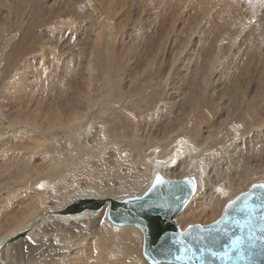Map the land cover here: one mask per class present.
<instances>
[{"label": "rangeland", "instance_id": "obj_1", "mask_svg": "<svg viewBox=\"0 0 264 264\" xmlns=\"http://www.w3.org/2000/svg\"><path fill=\"white\" fill-rule=\"evenodd\" d=\"M91 1L92 8L85 5V0H23L18 2L22 9L27 5L33 9L20 13L16 8L11 10L7 7V14L0 15L3 22L0 29L2 238L13 230L12 221L25 215L30 204L37 199L33 192L34 188H39L38 184L26 186V176L18 164L23 159L29 161L32 169L39 170L37 175L42 177L40 171L54 165V158L44 153L43 148L53 139L60 152L69 149L63 135L68 121L76 117L82 121L89 118L105 100L104 92L109 85L116 95L121 93L126 97V112L105 116L91 126L87 124L90 135L84 132L72 145L73 149H83L86 145L90 151L85 157L81 156L78 165L68 172L65 183H62L63 195L51 196L49 203L37 208L26 222L48 207L64 205L77 191L73 185L75 182L87 188L93 177L85 173V169L98 164L104 163L103 166L108 167L106 172L102 169L104 175L98 180L103 189L115 188L120 180L109 167L114 165L115 158L127 159L135 154L131 151V144H137L142 155H147L149 150L146 149L150 145L170 142L178 135L188 136L190 129H195L201 139L207 135L205 128L215 124H221L227 130V137L222 135L221 148L216 147V165L220 172L223 171L221 175L226 169L238 172L242 175L241 186L264 181V69L253 84L243 82L237 74V87L234 77L238 66L236 47L222 41V61L208 78V82L214 85H207L204 94L199 92L205 65L216 50L220 37L229 32L216 12L207 13L210 0ZM187 1H190V7L185 5ZM63 3L68 8L77 5L78 12H64L61 9ZM52 10H56L55 13ZM66 13L70 14L65 16ZM231 13L234 14V10ZM259 15L258 23L263 29L264 1ZM106 24H112L114 28L109 44L101 38ZM260 34L263 36L261 31ZM11 35L15 37L10 42L1 41ZM260 45L264 47L263 37ZM223 64L233 68L229 69L230 77H225L226 72L221 69ZM212 89L215 94L209 92ZM233 92L241 98L240 105L233 106ZM224 105L227 106L223 108ZM202 108L210 111L209 119L199 118ZM21 121L34 123L43 131L42 134L37 131L22 134L16 129L12 135L2 139V130L11 133L6 127L9 123ZM233 123L238 124L241 134L235 141L230 139L229 127ZM96 136L104 137L111 145L100 147V139ZM232 142L237 146L236 150H233ZM239 150L243 152L237 156ZM136 163L138 171L147 172L141 160H136ZM118 171L129 179L134 177L122 165ZM181 176H185L184 173ZM129 192L110 190L102 193L110 196L129 195ZM202 201L203 198H196L195 210H199V206L201 208ZM183 211L184 208L174 219ZM214 219L190 213L187 220L175 222L184 228ZM92 225L94 222L90 220L69 224L47 221L35 225L31 240L28 239L30 235L23 234L5 244L3 240L0 259L4 264H61L67 251H71L75 257L81 258L79 263H95L94 229L97 226ZM68 241L70 244L66 245ZM140 244L138 236L134 246L136 257L138 261L150 264L142 256Z\"/></svg>", "mask_w": 264, "mask_h": 264}, {"label": "bare ground", "instance_id": "obj_2", "mask_svg": "<svg viewBox=\"0 0 264 264\" xmlns=\"http://www.w3.org/2000/svg\"><path fill=\"white\" fill-rule=\"evenodd\" d=\"M20 1L23 0H0V15H2L1 17L5 16V13L7 14V7H9L11 10L13 8H16L20 13H24L25 11L33 9L29 5H27L25 9H22L18 5V2ZM263 1L264 0H235L234 2H232L230 0H210L208 2L209 5L206 9L207 13H210L211 11L216 12L218 14L219 21L228 26L229 32L226 36L220 37V41L218 42L216 50L213 52L212 57L207 61L205 65L206 72L201 80L199 92L203 93L205 91V87L207 85L208 87L209 85H211V83L208 82L209 75L212 71H215V67L217 68L216 65H219L218 62L222 61L220 60V58L222 59V57H220V53L221 51H223L222 41H227V43H229L231 46L233 45L236 47L238 66L236 67L237 72L234 73L236 74L234 75V77L237 87H239L237 74L243 82H247L249 84L255 83V80L258 79V73L264 69V47L260 45V40L262 39V37L264 38V28L260 29V24L258 23V18L261 19L259 14L263 6ZM189 2L187 1V3H185L187 7H190ZM85 5L89 8L93 7L91 0H85ZM61 9L64 12L65 10H71V13L73 14H76L78 12L77 5H73L71 8H68L66 3H63L61 5ZM4 10L5 12H3ZM233 10L234 14L231 13V11ZM55 11L56 10H52L53 13H55ZM68 14L70 13H66L65 16ZM2 23L3 22H1L0 20V29L2 28ZM260 31L263 33V36L260 34ZM113 36V25L106 24L105 26H103L101 37L103 42L109 44L110 41H112ZM14 37L15 35H11L9 37L5 36V38H3L1 41H3V43H8ZM221 69L222 71L225 70V77L231 76L229 74V69L233 70L232 67L228 68L227 64H223ZM209 92L215 94L214 90L212 92L210 90ZM255 92L256 89L254 90V93ZM104 94L105 100H103L99 109H96L91 113L89 118L87 117L86 120L82 121L80 120L82 118L76 117L68 121L67 126L64 130L65 133L63 135L66 142L69 144L68 146H70L69 149L60 152L59 149L55 147L53 139L47 146H45V148H43L44 153H48L54 158V165L51 168L48 167L47 169L44 168L45 170H41L40 173H42V177H39L37 175V171L39 170L32 169V166L30 165L31 163L29 161L23 159L18 164L20 166L19 170L23 173L24 176H26V186H29L31 183H33L34 186L43 183L44 187L34 188L33 197L36 196V201L32 205L30 204V207H28L29 209L25 215L23 214L19 220L15 219L12 221L11 226H14L13 230L7 233L5 237H0V241L6 240L16 234L17 236H19L20 234H23L24 236L30 235V237L32 238L31 234L34 230L35 225L38 226L39 224L47 221H54L60 224H69L77 222L84 223L90 220L94 222V225H92V227L97 226L94 229L96 239L95 248L93 249V251L95 252L94 257L96 258V262H87L85 264H144L143 262L138 261L134 249V246H136L137 244L138 236L141 240L140 247H142V233L140 229L132 224H118L111 222L106 216L107 205L98 213L85 211L83 214H69L60 213L58 212V210H61L66 204L72 201L73 198L80 195L102 197L105 195L102 192L110 190L113 192L130 191L129 195H110L111 198L121 199L127 196L139 195L148 187L152 178L155 175L159 174L164 178L190 177L195 181V191L192 197L186 203L187 205L184 206V211L180 215L175 217L174 220L185 221L187 220V217L190 213H193L194 215L199 217L203 216L206 219H216L219 213H221L220 209L222 205L225 204L224 202L230 200L238 193L245 191L253 183H264V181L261 182L258 180L253 181L251 184L249 183L246 186H241L242 175L230 169H226L223 175H221L223 171L220 172V169H218L216 165V147H218V149L221 148V143L223 142L224 138H222V135H227V130L221 124L217 126L215 124V126L213 127L209 126L205 128L207 131V135H203L201 139L198 137L197 131L195 129H190V135L188 136L178 135L175 136L170 142L150 145L146 149V151L149 150V153L147 155H142L137 144H131V151H133L135 154L127 159H122L120 157L115 158L114 165L112 167H109V170L115 172L116 177H118V179L120 180L119 184L115 188L111 189L110 187L103 189L98 180H100L99 177H102L104 175V173H101L102 169L104 172H106V169L108 167H104V163L98 164L92 169H85V173L93 177L91 184L87 188L81 187L77 182H72L74 183L73 185L76 186L77 191L75 195L67 200L64 205H61V207L59 208L48 207L40 215L34 217L29 222H26L27 218L34 215L37 208H40L45 203H49L48 199L51 196L60 197L63 195L64 190H62V183H65V177L71 169L78 165L80 157H85V155L88 153L89 149L86 147V145H83V149H73L72 145L76 140H80V138L84 135V132H88L86 134L90 135V128L87 126V124H90L91 126L96 121H102L105 116H111L113 115V113L126 112L124 109L126 101L125 96H123L121 93H118L116 95L114 91L110 89V85L104 92ZM236 94V92H233L235 101L234 98L232 99L231 96H228V98L232 99L233 106H237V104L240 105L241 103V98H239ZM222 97L223 96H221L220 98ZM220 98L218 97L217 99L220 100ZM230 99L227 100L230 102ZM227 102L225 104H227ZM227 105H224L223 108ZM126 115H129V113ZM199 116V118L205 117V119H209L211 117L210 111H208L206 108H202ZM86 126L88 128H86ZM237 126L238 124L233 123L229 127V129L231 130L230 139L233 141L238 140L241 135ZM6 127L11 130V133L7 134L8 130H2V139H5L12 135L14 130L16 129H19L22 134L30 131H37L41 134L43 132L37 125L29 121L11 122ZM226 135L225 138L227 137ZM97 136L96 138H99ZM98 144L100 147L111 145L104 139V137L103 139L101 137ZM233 145V150H236L235 148L237 146L233 143L232 147ZM253 149L255 150L256 148ZM240 152L243 151L239 150L237 151V153H235L238 156V153ZM254 156H256L255 153ZM136 160H141V164L145 168H147V172L146 170L144 171V173L137 170ZM120 165L124 166L127 171H131L134 174V177L132 179H129L120 174V172L118 171ZM234 170H236V168ZM253 171L254 173H257L256 168H253ZM178 173H184L185 176L179 177L180 174L178 175ZM0 175H2L1 172ZM139 187L140 190L137 191ZM217 188H222L226 195H222L220 192L216 191ZM107 194L111 193L108 192ZM199 197L203 198L204 201H202L203 204L201 208L199 206V210H195L196 198ZM204 208H207V210ZM32 222H34V224L28 226ZM65 244L69 245L70 242H65ZM120 248H123L121 249V252L118 251V249ZM80 259V257H75L71 251H67V255L64 257V259H61V264H81L78 261ZM0 264H4L1 259ZM158 264L168 263L162 262Z\"/></svg>", "mask_w": 264, "mask_h": 264}, {"label": "water", "instance_id": "obj_3", "mask_svg": "<svg viewBox=\"0 0 264 264\" xmlns=\"http://www.w3.org/2000/svg\"><path fill=\"white\" fill-rule=\"evenodd\" d=\"M159 175V174H157ZM155 175L148 187L139 195L127 196L121 199L111 198L110 196L95 197L89 195H80L73 198L66 204L60 213L69 214H83L85 211L98 213L106 205V216L114 223L118 224H132L138 227L142 233V247L141 254L144 259L150 264L168 263V264H200V253H196L193 260H180L174 259L176 255H180L179 249L181 247L179 241L183 240L192 247V251L202 246L195 239L196 237H206L209 235V230L213 228L216 221L224 220V224L216 225L217 228H223L225 224L230 225L231 219H244L243 213L233 211L234 208H239L243 204V197L241 193L249 191H261L260 189H253V183L245 191L238 193L236 196L226 201L221 209L220 215L213 221L206 224L193 223L181 229L175 222L174 216L178 214L192 197V191L189 181L195 184L194 179L187 177L181 178H164L163 183H153ZM240 197L239 200L237 198ZM236 200L237 203L229 208V201ZM255 197H253L254 202ZM259 213V210H258ZM34 222L28 226L33 225ZM25 231V230H23ZM237 235L240 234L238 228L233 229ZM247 235V229H245ZM257 235L259 231L257 229ZM14 235L6 239L3 244L9 241ZM173 241H177L173 243ZM227 239L223 236L220 237V243H226ZM204 243H207L204 241ZM252 249L254 255L250 258L251 264H264V251L259 247ZM1 244V246L3 245ZM0 246V247H1ZM213 250L222 251L220 244H217ZM211 264H246L245 261H221L212 257L209 253L204 254ZM248 258H246L247 260Z\"/></svg>", "mask_w": 264, "mask_h": 264}, {"label": "snow or ice", "instance_id": "obj_4", "mask_svg": "<svg viewBox=\"0 0 264 264\" xmlns=\"http://www.w3.org/2000/svg\"><path fill=\"white\" fill-rule=\"evenodd\" d=\"M188 179L187 177L185 178ZM162 177L156 176L155 183H163ZM192 187V191H195V184L189 181ZM39 188H43L44 184L41 183L37 185ZM253 189H260L261 191H249L247 193H241L243 197V204L239 208H234L233 211L244 214V219H231L230 225L225 224L223 228H217L216 225L224 224V220L216 221L213 230H209V235L206 237H196L195 239L202 246L198 247L196 251H192L191 245L187 242L180 240L181 245L179 252L180 255L174 257L175 260H188L191 261L196 257V253L199 252L201 255L199 257L200 264H211V262L204 255L209 253L212 257H215L221 261H245L246 264H251L250 258L254 255L252 249L256 248L257 242L262 251H264V184H254ZM216 191L220 192L222 195H226L222 188H217ZM253 197H255L254 202ZM240 197L237 198L239 200ZM237 203L236 200L229 201V208ZM259 210V213H258ZM238 228L240 234L237 235L233 229ZM245 229H247V235H245ZM257 229L259 235H257ZM223 236L227 239L226 243H220V237ZM29 240L32 238L29 237ZM206 241L207 243H204ZM3 241H0L2 243ZM177 241H173L176 243ZM220 244L222 251H215L213 248ZM246 258H248L246 260Z\"/></svg>", "mask_w": 264, "mask_h": 264}]
</instances>
